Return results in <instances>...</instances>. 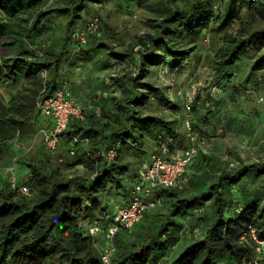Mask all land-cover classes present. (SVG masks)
Here are the masks:
<instances>
[{"label":"trees","instance_id":"trees-1","mask_svg":"<svg viewBox=\"0 0 264 264\" xmlns=\"http://www.w3.org/2000/svg\"><path fill=\"white\" fill-rule=\"evenodd\" d=\"M63 1V9L56 11L51 7L55 0H31L26 6L19 1L7 12L17 18L32 10L28 18L20 19L26 27L19 35L17 57L0 58V84L21 85L9 99L0 98V165L17 135L25 145L41 129L37 98L67 87L83 105L84 120L72 119L62 137L69 146L62 165L71 168L85 162L93 173L64 179L47 161L29 160V152L19 158L27 171L23 183L30 187L29 195H18L0 176V264H100L104 240L89 235L84 221L106 228L115 207L129 202L136 178L150 154L158 151L159 135L175 138L171 150L185 147L178 137L180 120L140 112L148 94L173 116L183 111L182 104L145 80L150 66L159 62L170 69L182 66L190 57L186 47L202 35L222 37L215 59L220 77L243 54H255L264 46V30L251 32L244 22L264 17V0H134L157 18L148 22L152 32H144L124 50L111 42L101 19L100 32L89 35L85 44L74 39L85 28L76 30L82 12L110 0ZM54 15L66 19L64 27ZM235 21L242 24L239 32L224 35ZM10 31L9 23L0 24V37ZM113 62L126 69L102 81L98 116L74 91L76 68L92 64L91 71H103ZM263 65L264 57L255 67ZM229 83L231 78L222 85L224 90L237 89ZM192 115L194 132L201 138L217 137L222 116L207 108L200 95ZM73 137L89 142L73 144ZM148 137L153 139L151 146ZM111 149L116 155L109 160ZM192 167L183 187L157 188L162 204L148 209L132 230L116 234L111 264H248L256 258L251 231L264 241V163L230 166L211 152L201 153Z\"/></svg>","mask_w":264,"mask_h":264},{"label":"rangeland","instance_id":"rangeland-1","mask_svg":"<svg viewBox=\"0 0 264 264\" xmlns=\"http://www.w3.org/2000/svg\"><path fill=\"white\" fill-rule=\"evenodd\" d=\"M63 0H55L52 9L55 11L63 4ZM223 1L220 2V6ZM32 11V10H31ZM24 11L23 19L28 18L32 12ZM28 16V17H27ZM58 22H66V19L56 16ZM93 17H99L106 26L107 35L117 50H124L137 40V37L144 32H152L153 28L148 23L149 20L157 18V15L149 9L139 6L134 0H110L103 4H93L82 12V19L78 20L76 30L86 26ZM245 27L249 31L264 30V17H253L245 19ZM9 36L3 40L12 42V36H19L26 27L25 24L14 23ZM64 27V26H63ZM242 24L235 21L224 35L236 34ZM223 36V35H222ZM222 37H207L202 35L200 39L187 46L190 57L183 61L182 66L170 69L159 62L149 68L146 81L153 83L156 87L166 92L168 96L182 104V93L191 85L200 87V101H207V108L213 113L222 110L218 137L207 140L202 148L212 152L217 158L230 166H241L254 162L264 163V65L255 67L256 62L264 57V46L255 54H243L240 60L229 66L226 71L216 77L215 59L216 52L222 46ZM17 55L11 54L7 46L0 47V58L10 60ZM113 66L103 71H91L92 64L78 66L75 72L76 88L74 91L84 100L86 105H91L100 115V104L102 91L100 86L102 81H109L112 74L123 73L125 64L113 62ZM231 78L230 85L236 84L237 89L230 91L227 86L228 79ZM21 85L4 86L0 84V98L7 100L11 95H15ZM223 89V90H222ZM149 98L140 112L143 114H163L170 120L178 121V130L183 132V111L177 116L171 115L164 110V106L159 100L148 94ZM221 100V104H217ZM110 107V106H109ZM211 124V123H209ZM148 143L153 145V139L148 137ZM25 145L32 147L28 159L33 162L47 161L51 167L60 169V176L69 179L74 176L84 175L90 177L92 171L83 162L74 167L68 168L62 162L68 157L69 146L61 143L56 153H50L44 145L42 135L38 133ZM18 148L11 147L0 168H5L9 161L12 162V154H16ZM23 152V150H22ZM209 154V153H208ZM16 175L21 172L16 170ZM2 177L7 179V175ZM23 180V178H22Z\"/></svg>","mask_w":264,"mask_h":264},{"label":"built area","instance_id":"built-area-1","mask_svg":"<svg viewBox=\"0 0 264 264\" xmlns=\"http://www.w3.org/2000/svg\"><path fill=\"white\" fill-rule=\"evenodd\" d=\"M251 1L259 2L263 0ZM100 24L99 17L91 18L83 30L74 34V39L81 44H85L89 35L100 32ZM40 55L42 54L40 53ZM41 74L46 80L47 72L43 71ZM198 95H200V87L196 84L191 85L182 93V106L185 114L183 121L184 130L183 132H179L180 135L178 137L184 140L185 147L171 150L170 146L174 144L175 138L172 135L166 136V138L162 134L159 135L158 151L150 154L149 161L144 170L136 178L129 202L126 205L115 207L116 212L113 218H106L108 219L106 228L98 222L84 221L86 231L89 235L93 237L101 236L104 240V247L100 255V264H111V260L116 253L114 239L121 229L132 230L135 224L143 218L144 213L148 209L162 204L161 199L155 194V190L159 187H183L187 182L186 174L193 168L192 165L198 156L201 153H211L202 148V145L207 142V138H201L193 130L192 105ZM36 106L40 118L50 119L52 122V126L49 129L41 128L39 133L42 135L44 145L48 152L56 153L70 121L72 119L84 120V107L67 87L57 89L49 96L41 94L37 98ZM219 113H222L221 109H219ZM218 133L217 137L219 136ZM214 138H208V140ZM88 142L89 140L87 138H72L73 144L82 143L87 145ZM11 143L18 148V151L16 153L17 156L13 158L12 165L4 170V175L8 176L5 179L11 189L18 195H29L30 187L23 183V173L19 176L15 174V171L22 167L19 163V158L24 153L31 152L32 147L20 144L18 135ZM20 149L23 150L22 153ZM70 154L75 155V150L71 149ZM115 155L116 151L111 149L107 153V158L112 160ZM251 236L257 244V256L248 264H260L263 260L264 241L257 237L254 230L251 231Z\"/></svg>","mask_w":264,"mask_h":264},{"label":"crops","instance_id":"crops-1","mask_svg":"<svg viewBox=\"0 0 264 264\" xmlns=\"http://www.w3.org/2000/svg\"><path fill=\"white\" fill-rule=\"evenodd\" d=\"M19 1H21V2L24 3L23 6H26L27 4L30 3L31 0H11V3H10V0H8V1H2V2L0 0V24H3V23H9L10 25H12L14 23L24 24L23 22L20 21V19L22 17H24L23 15H20L17 18H11L10 16H8V13H7L10 10V6L11 5H13V7L17 6V4H18ZM51 5H53V4H51ZM63 6H64L63 4H60V7H58V10L59 9H63ZM58 20L59 19L55 20V22L58 23L61 26V28H62V26L65 24V22H63V23L62 22H58ZM11 29H12V27H11ZM4 37H5L4 35L0 37V47L1 46H7V49L10 50L11 54L16 55L18 53L17 50H19L21 48L19 46L22 45L21 44V41L18 40L19 39V36L18 35L17 36L16 35L15 36H12L15 39H13L12 42L10 41V43H8V42L6 43L3 40ZM62 69L63 70H66V67H63ZM40 123H41V125H40L41 128L49 129L52 126V122H51L50 119L40 118ZM61 143H62V140H61ZM23 146H26V145H23ZM60 146H61V144H60ZM20 152L22 153V150L21 149H20ZM15 156H17V154H14V155L12 154V161H13V158ZM11 165H12V162L9 161V164L5 168H0V176H3L4 175V170L6 168H8L9 166H11ZM18 171H20L21 173H23L22 174L23 177H25L27 175L26 168H24V167H21L20 169H18Z\"/></svg>","mask_w":264,"mask_h":264}]
</instances>
